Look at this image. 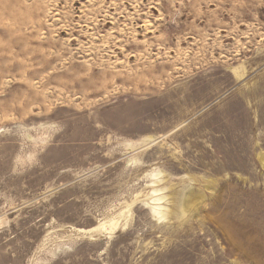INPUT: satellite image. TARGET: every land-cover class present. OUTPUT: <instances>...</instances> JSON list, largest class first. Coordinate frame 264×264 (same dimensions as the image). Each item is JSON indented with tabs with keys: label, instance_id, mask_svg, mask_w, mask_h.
<instances>
[{
	"label": "rangeland",
	"instance_id": "374dc122",
	"mask_svg": "<svg viewBox=\"0 0 264 264\" xmlns=\"http://www.w3.org/2000/svg\"><path fill=\"white\" fill-rule=\"evenodd\" d=\"M0 264H264V0H0Z\"/></svg>",
	"mask_w": 264,
	"mask_h": 264
},
{
	"label": "bare ground",
	"instance_id": "6f19581e",
	"mask_svg": "<svg viewBox=\"0 0 264 264\" xmlns=\"http://www.w3.org/2000/svg\"><path fill=\"white\" fill-rule=\"evenodd\" d=\"M160 199H158L157 201H159ZM153 210V212H154V214L155 215H158L159 216V218H161L164 214H163V211L160 209V207H159V210H156V209H152ZM162 219V218H161Z\"/></svg>",
	"mask_w": 264,
	"mask_h": 264
}]
</instances>
